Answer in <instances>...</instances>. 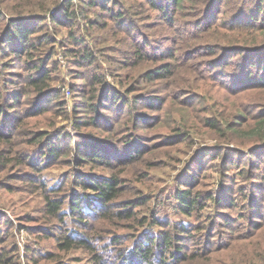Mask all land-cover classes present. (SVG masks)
<instances>
[{"label":"rangeland","instance_id":"1","mask_svg":"<svg viewBox=\"0 0 264 264\" xmlns=\"http://www.w3.org/2000/svg\"><path fill=\"white\" fill-rule=\"evenodd\" d=\"M160 1L126 0L132 20L127 28L109 18L107 27L90 31L75 6L87 42L98 35L107 46L105 54L93 46L98 66L77 62L69 54L73 30L53 22L68 0H0V60L18 73L14 86L6 80L12 72L0 76V108L9 113L0 124V252L7 264H92L96 253L114 259L133 236L158 235L181 223L188 225L181 242L190 252L184 249L188 257L176 264H264V87L246 83L245 72L236 67L249 57L239 51L261 41L255 25L240 22L249 19L248 7L258 0H170L159 7ZM14 17L42 21L38 31L51 41L38 42L33 28V55L8 60L3 41ZM46 53L49 75L33 85L25 76L38 74L24 59ZM165 64L169 71L159 75ZM97 70L106 82L94 87L125 94L133 103L129 114L100 95L93 99L92 80L87 84L83 77ZM12 89L18 100L7 105ZM42 92L49 100L43 107L34 103ZM90 103L99 108L97 126L79 127L77 116L96 115ZM57 132L73 138L72 151L37 162L42 143ZM84 137L105 144L94 149L101 157H79L78 141L88 143ZM38 175L61 189L62 197L83 191L82 176H115L118 191L109 208L99 204L85 225L78 215L57 219L46 212L42 192L26 181ZM184 189L212 198L187 214L177 202ZM69 206L66 200L65 211ZM75 229L84 230L94 248L76 239L66 249L58 245L61 235ZM119 234L121 242L107 250Z\"/></svg>","mask_w":264,"mask_h":264},{"label":"trees","instance_id":"2","mask_svg":"<svg viewBox=\"0 0 264 264\" xmlns=\"http://www.w3.org/2000/svg\"><path fill=\"white\" fill-rule=\"evenodd\" d=\"M121 1L124 2V6L122 7H120ZM164 1L168 2L170 0H161L159 7L164 5ZM153 5L158 6V3L154 1ZM75 6L79 7L81 10L80 13L85 16V18H87L84 25L86 26V29L90 31L94 30V28L107 27V20L109 18L115 19L117 22L122 24L124 28H127L129 26L128 20H131L128 14L129 12H127V10L130 8V5H127L126 0H68V2L63 5L62 9L59 10V14L57 13V15L54 16L53 22L56 25L63 26L65 23H67L68 26H70V28L73 30L71 31V39L74 46L72 48L74 49H72L69 54L73 57H78V59H75L77 62L85 63L92 61L93 63L89 65L97 64L99 66V58L93 49V46L97 47L100 54H105V50H108L106 49L107 46L103 45L104 40L98 35L93 37L92 44L87 42L82 31L79 29L83 23L79 19L80 15L78 14ZM252 7L253 6L248 7L250 11L249 19L241 18L240 22L246 21L249 24L255 25L254 27L260 30L259 39H261V41L259 44L254 45V47H246L244 51H239L244 53L243 55L245 57H249L246 59L242 67L241 65L236 67L239 71L245 72L244 76L246 83L264 87V0H258L256 6L253 8ZM136 16L140 17V12H138ZM103 18L106 19L103 20ZM42 24V21L34 20L27 22L26 20L17 17H14L10 20L9 26L4 34L3 43L5 48L2 51L5 56L8 57V60H11L12 58H18L25 52L33 55L32 51H29V48L35 49L36 44V42L32 41L33 28L37 29L35 37L38 42L42 41V43H47L51 41V36L47 35V33L41 34V31H38V28H40ZM135 26L138 27V25ZM113 31H115V29ZM123 39L127 42L125 38ZM254 40L257 41L258 37L256 36ZM7 49L9 52L6 51ZM168 51V53L173 56L171 50ZM137 54L144 55L145 51L143 49H138ZM48 57L49 55L46 53L44 56L39 55L36 58L33 57L32 59H24L25 64L27 66H31V70H35L38 74V76L35 77H33L32 74L25 76L31 81L33 85L39 86V83L44 82L49 75L47 72L48 67L45 63V60H47ZM95 60H97V62H95ZM125 62H127L126 59ZM49 63H51V61ZM1 64L2 67H0V76L4 75L5 72H12L11 75L8 77L6 76V80H8V84L11 83V85L14 86L16 84L14 75L18 73L15 71H8V65L12 64L11 62L7 63V61L0 60V65ZM121 65L126 66L127 64L122 63ZM169 66L170 64H165L160 67L163 72H159V75L167 73L169 71ZM156 70L157 69L153 70V72H156ZM151 73L152 72L149 71L147 72V75H150ZM83 80L87 84L90 82V80H92L90 83L92 86L90 92L93 93L94 100L98 99V95H100L102 99H109L111 103H114V108L117 110L123 109L125 113L129 114L128 110L133 109L132 100L126 97L121 91L113 89L110 86H104L102 87V90H99V87H94L95 84L103 86V84L106 82L105 74L103 75L101 71L97 70L91 75L85 74ZM1 84L4 85L6 83L4 82ZM16 90L17 89L10 90V97L6 102L7 105H10L11 102L13 103L18 100L19 93ZM47 93H40L34 103L41 107L47 106L45 104L46 102H49V100L44 99L47 96ZM90 107L93 110V114L96 112L95 117L93 115L90 117L87 115L77 116L80 118V120L77 121V125L79 127L82 125L97 126L96 123L99 108L98 106L94 107L92 103H90ZM0 110V124H2L3 120L6 121L9 118V113L4 112V106H2ZM259 123L261 124L263 122L260 121ZM0 136H2L1 132ZM84 138L88 140V143H86V141H78L79 149H77V154L79 157L83 159L86 157L87 160L93 158V155L101 157L100 151H94V149L95 147L102 149L105 144L103 142H97L96 140L90 139L89 137ZM76 141L77 139H75V143ZM42 144L43 145L40 149V153H37L39 154L40 159H35L37 162H41V160H46L48 158L57 159L61 153L65 152V150H67L65 154H70L73 149V138H70V136H67L64 134V132H57L50 135ZM137 151L144 152L145 149L137 147ZM42 153L43 155L41 156ZM94 158L95 159L93 160H97V157ZM105 159L103 161L109 164V159ZM26 181L30 185H35L37 192L38 190L42 192L44 208L46 212L52 214L54 218L60 219L61 214H67L70 215V217L78 215L81 218H86L84 220L80 219L81 222L85 223V225L92 220V218L87 220V216L92 215V212L96 213L99 204L104 206V209L109 208L110 202L117 195L118 191L116 187L117 177L115 176L104 179H92L90 176H82L78 181V184L83 186V191H76L79 193L69 192L65 197L59 195L58 192H60L61 189L49 187L45 179L43 180L40 175L35 176V179L27 178ZM199 196L201 195H193L192 190H179L177 194V202L180 205L182 212L190 214L191 211H194L196 208L202 205L203 199L212 198V195L204 196L202 199L199 198ZM66 200L71 202V206L68 207L69 211H65L64 205ZM104 216L106 218H110L113 215L111 213H105ZM117 216L120 218L126 217L124 215H120L119 213ZM128 216H132V214H128ZM155 223H157V221H155L154 224ZM187 229L188 225L181 223L170 231H160L158 235H151L148 233L140 237L135 235L129 244L116 249L114 253V259L111 257L107 259L101 254L96 253L92 260V264H113L112 262L115 261V264H176L180 260L188 257L186 253H183L184 249L187 250V252H190V249L181 242L185 238V235L182 233V231L187 232ZM83 232L84 230L78 231L75 229L71 230V232L65 235H61L59 237L58 245L62 249H66V247L73 245L76 239L79 240V243L81 244H87L90 249L94 248L88 236H84ZM122 239L123 236L119 234L118 237L107 247V250H109L111 246H114V244H119ZM47 255L49 257L55 256L50 252H47ZM5 259H7L6 253L0 252V264H7L4 261Z\"/></svg>","mask_w":264,"mask_h":264}]
</instances>
